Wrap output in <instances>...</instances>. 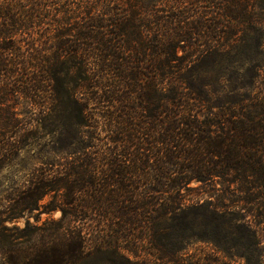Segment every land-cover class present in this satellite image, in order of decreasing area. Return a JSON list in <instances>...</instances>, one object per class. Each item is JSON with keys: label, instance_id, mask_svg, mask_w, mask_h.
Wrapping results in <instances>:
<instances>
[{"label": "trees", "instance_id": "obj_1", "mask_svg": "<svg viewBox=\"0 0 264 264\" xmlns=\"http://www.w3.org/2000/svg\"><path fill=\"white\" fill-rule=\"evenodd\" d=\"M25 1L21 7L18 0H0V79L8 68L9 76L20 71L21 93L37 105L32 92L41 81L30 76L32 58L7 40H33L38 23L50 19L53 0ZM68 3L85 20L79 45L59 47L69 53L68 71L78 70L75 60L86 56L88 64L78 70L82 88L92 89V82L94 89L108 88L102 83L107 76L114 80L111 99L133 89L146 127L141 132L123 121L128 135L114 140L99 172L88 157H78L66 180L32 179L10 199L0 222V264H79L91 258L92 264H185L181 255L194 243L209 245L213 257L196 264H264V0ZM35 64L45 81L47 74L55 76L46 59ZM143 78L149 80L144 86ZM61 95L74 126L91 120L88 106L70 88ZM2 114L0 109V121ZM144 140L158 146L155 154ZM192 184L219 189L189 206L185 194ZM61 189L66 234L49 223L40 234L29 221L17 235L8 234L4 223L31 217L43 198ZM95 217L98 231L85 234L83 226Z\"/></svg>", "mask_w": 264, "mask_h": 264}, {"label": "rangeland", "instance_id": "obj_2", "mask_svg": "<svg viewBox=\"0 0 264 264\" xmlns=\"http://www.w3.org/2000/svg\"><path fill=\"white\" fill-rule=\"evenodd\" d=\"M70 1L72 0H53L47 12L50 19L44 23H38L33 40L29 41L20 35L7 40L8 44L11 43L10 45L21 49L28 57L32 58L33 70H31L30 76L41 82H37L35 86L38 90L32 92L33 99L37 103V105H33L21 93L22 84L20 81L23 76L20 71L9 76L11 70L9 71L10 68H8L0 79L2 103L0 109L3 111L0 121V148L2 151L0 152V222L7 217L10 199L27 187L32 179L40 181L46 178L49 183L57 182L60 179L66 180L69 164L78 157L84 160H87L88 157L89 161L96 166L94 170L99 172L100 167L106 165L104 159H108L110 151L115 148L114 140L125 139L128 135L125 133L123 121L129 120V123H132L135 129L139 127L141 132V129L146 127L142 123V116L145 114L136 105L137 97L133 94V89L124 88L119 97L111 99L109 92L113 91L111 84L114 80L105 75L106 82L102 83L108 88H101V91L100 87L94 89L93 82L92 89L82 88L84 84L79 80L82 71L78 70L84 69L88 64V61L85 60L86 56L77 57L75 60V63L81 65L78 70L68 71L69 53L67 55L60 53L59 47L74 43L79 45L78 40L83 33L80 27L85 22L84 18H76V13H73L74 8L68 3ZM18 4L23 7L28 3L25 0H18ZM118 9H122V7L118 6ZM203 11L204 9L201 7L198 12ZM44 42H47V46L43 45ZM31 45H35V48L26 51ZM9 57L7 58L9 62L10 60L15 61L11 54ZM43 59L50 62V68L55 71V76L47 74L49 80L46 81V74L41 70L40 72L38 69L36 70L35 64L36 62L39 67L40 61ZM60 64L64 65L66 71ZM144 67L146 70L142 71L146 74L149 69L148 62L145 61ZM91 69L93 68L91 67ZM50 72L52 73V71ZM95 73L89 71V74ZM83 77L85 78V76ZM260 79L263 81L262 87L264 88V72L261 73ZM70 80L73 81L72 86L69 85ZM94 82L98 83L97 78ZM139 83L144 86L149 83V80L143 78ZM68 88L72 90L74 99H77L81 105H87V109L90 110L92 118L91 120L83 118L80 121L83 126H74V123L66 115L67 99L61 93L66 92ZM122 96L125 97L124 102L121 101ZM99 97L102 99H96ZM64 115L65 117H63ZM150 143L151 141L144 140L143 147L149 150L150 154H155L158 146L153 141L152 145ZM190 188L192 192L185 194V205L193 206L198 199L208 200L206 192L212 188L219 189V186L215 184L208 188L192 184ZM74 199H78V197ZM214 199L212 198V201ZM65 203L66 190H55L40 201L39 210L35 211L31 217L25 216L12 223H4L3 226L9 229V235L15 236L26 227L27 221L30 223V229L36 231L46 227L45 223H49L47 227L50 229H56L60 224L58 228L62 226L61 232L66 234ZM68 212L73 213L70 208H68ZM63 217H65V221L62 223ZM78 217H83V214ZM98 221H100L99 217L93 218L92 221H89L90 227L83 226V232L92 234L98 231L96 227ZM106 230L110 229L106 228ZM38 233L42 234L40 231ZM108 234L110 237H114L113 233L109 232ZM38 240L37 238L36 241ZM181 256L185 264H196L213 258L210 246L204 243L190 244L188 250ZM91 261H93L92 258L79 264H92ZM232 264L243 263L234 261Z\"/></svg>", "mask_w": 264, "mask_h": 264}]
</instances>
